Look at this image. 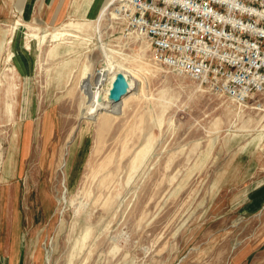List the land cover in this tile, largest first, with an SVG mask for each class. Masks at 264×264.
Wrapping results in <instances>:
<instances>
[{"label":"rangeland","instance_id":"374dc122","mask_svg":"<svg viewBox=\"0 0 264 264\" xmlns=\"http://www.w3.org/2000/svg\"><path fill=\"white\" fill-rule=\"evenodd\" d=\"M104 1L0 0V264H264V111Z\"/></svg>","mask_w":264,"mask_h":264},{"label":"built area","instance_id":"2783aa9c","mask_svg":"<svg viewBox=\"0 0 264 264\" xmlns=\"http://www.w3.org/2000/svg\"><path fill=\"white\" fill-rule=\"evenodd\" d=\"M156 63L264 111V0H121Z\"/></svg>","mask_w":264,"mask_h":264},{"label":"bare ground","instance_id":"6f19581e","mask_svg":"<svg viewBox=\"0 0 264 264\" xmlns=\"http://www.w3.org/2000/svg\"><path fill=\"white\" fill-rule=\"evenodd\" d=\"M110 0H105L104 1V4H103V6H102V8H101V11H100V13H99V15H98V17L102 14V12L104 11L103 9L105 8V6H106V3L107 2H109ZM98 20V19H97ZM59 35V33H53V37H57ZM13 54V53H12ZM9 62V61H8ZM105 68V67H104ZM122 69V68H121ZM124 70H125V68H123ZM116 70V69H115ZM118 70V69H117ZM123 71V70H122ZM130 71V70H129ZM132 71V70H131ZM130 71V72H131ZM125 72V71H124ZM124 72H123V74H124ZM120 73V72H119ZM127 73V72H126ZM125 73V74H126ZM101 74H103V78H105V76H109L108 78L109 79H107V77L105 78V79H107L108 80V82H106V89H108V92L110 93V89H111V87H112V84H113V81H114V79H115V77H116V75L118 74H116V73H113V71L111 72V70H110V72L109 73H104L103 72V70H101V72L99 73V77H102V75ZM131 74V73H130ZM135 74V73H134ZM132 75H133V72H132ZM98 77V76H97ZM133 77V76H132ZM136 78V77H135ZM129 80V79H128ZM135 80V79H134ZM96 81V80H95ZM97 81H99V79L97 80ZM100 83H102V82H100ZM98 84V83H97ZM130 84V83H129ZM99 85V84H98ZM131 86H132V84H131ZM130 86V87H131ZM138 86V85H137ZM102 90V89H101ZM104 90V89H103ZM105 92V91H104ZM132 92V91H131ZM109 95V94H108ZM136 95V93L135 92H132V93H130V94H128V95H126V96H124L123 97V99L120 101V102H118V103H114V104H111V105H108V106H105L104 108H107V110L110 112V113H115V112H117V110L121 107V105H123V104H125L127 101H128V99L130 98V97H132V96H135ZM109 97V96H108ZM103 109V108H102ZM19 133V132H18Z\"/></svg>","mask_w":264,"mask_h":264},{"label":"water","instance_id":"95a60500","mask_svg":"<svg viewBox=\"0 0 264 264\" xmlns=\"http://www.w3.org/2000/svg\"><path fill=\"white\" fill-rule=\"evenodd\" d=\"M129 90L130 86L127 78L123 73H118L110 89L109 99L113 103H118L129 93Z\"/></svg>","mask_w":264,"mask_h":264}]
</instances>
